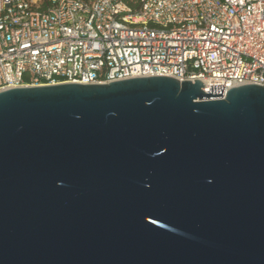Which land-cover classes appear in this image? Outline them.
Listing matches in <instances>:
<instances>
[{
    "label": "water",
    "instance_id": "1",
    "mask_svg": "<svg viewBox=\"0 0 264 264\" xmlns=\"http://www.w3.org/2000/svg\"><path fill=\"white\" fill-rule=\"evenodd\" d=\"M202 87L0 90V264H264V84Z\"/></svg>",
    "mask_w": 264,
    "mask_h": 264
},
{
    "label": "built area",
    "instance_id": "2",
    "mask_svg": "<svg viewBox=\"0 0 264 264\" xmlns=\"http://www.w3.org/2000/svg\"><path fill=\"white\" fill-rule=\"evenodd\" d=\"M151 75L264 84V0H0V90Z\"/></svg>",
    "mask_w": 264,
    "mask_h": 264
}]
</instances>
